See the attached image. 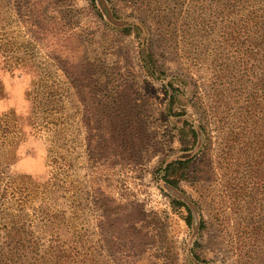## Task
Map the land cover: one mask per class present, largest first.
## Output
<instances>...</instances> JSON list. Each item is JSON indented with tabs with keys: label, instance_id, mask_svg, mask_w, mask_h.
I'll list each match as a JSON object with an SVG mask.
<instances>
[{
	"label": "rangeland",
	"instance_id": "1",
	"mask_svg": "<svg viewBox=\"0 0 264 264\" xmlns=\"http://www.w3.org/2000/svg\"><path fill=\"white\" fill-rule=\"evenodd\" d=\"M0 264H264V0H0Z\"/></svg>",
	"mask_w": 264,
	"mask_h": 264
},
{
	"label": "trees",
	"instance_id": "2",
	"mask_svg": "<svg viewBox=\"0 0 264 264\" xmlns=\"http://www.w3.org/2000/svg\"><path fill=\"white\" fill-rule=\"evenodd\" d=\"M190 133L193 135V137L196 139L197 137V130L194 127H190ZM188 160H178L169 163L165 168V176L164 180L172 185L177 184L179 180H181L184 175L186 174V168L188 167ZM189 215L187 218L188 224H192L191 222V208L188 207Z\"/></svg>",
	"mask_w": 264,
	"mask_h": 264
}]
</instances>
